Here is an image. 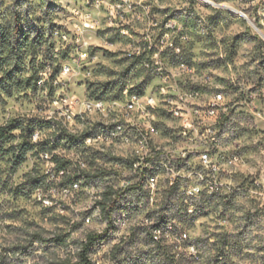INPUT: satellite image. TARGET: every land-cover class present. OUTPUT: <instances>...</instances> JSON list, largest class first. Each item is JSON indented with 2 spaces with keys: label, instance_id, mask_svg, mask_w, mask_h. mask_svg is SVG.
Here are the masks:
<instances>
[{
  "label": "clouds",
  "instance_id": "obj_1",
  "mask_svg": "<svg viewBox=\"0 0 264 264\" xmlns=\"http://www.w3.org/2000/svg\"><path fill=\"white\" fill-rule=\"evenodd\" d=\"M0 264H264V0H0Z\"/></svg>",
  "mask_w": 264,
  "mask_h": 264
}]
</instances>
